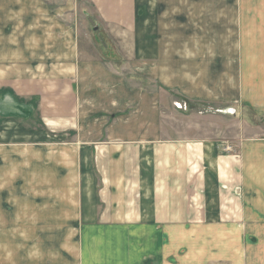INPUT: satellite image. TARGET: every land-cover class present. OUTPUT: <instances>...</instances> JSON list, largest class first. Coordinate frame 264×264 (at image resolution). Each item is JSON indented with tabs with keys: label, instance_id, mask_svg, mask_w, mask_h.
<instances>
[{
	"label": "crops",
	"instance_id": "crops-1",
	"mask_svg": "<svg viewBox=\"0 0 264 264\" xmlns=\"http://www.w3.org/2000/svg\"><path fill=\"white\" fill-rule=\"evenodd\" d=\"M49 1L0 19V264H264V0Z\"/></svg>",
	"mask_w": 264,
	"mask_h": 264
},
{
	"label": "rangeland",
	"instance_id": "rangeland-1",
	"mask_svg": "<svg viewBox=\"0 0 264 264\" xmlns=\"http://www.w3.org/2000/svg\"><path fill=\"white\" fill-rule=\"evenodd\" d=\"M13 1H16V0H0V19H2V16H3V14H4L5 11H8V10H11V12H18L19 11V10H16V11L14 10L15 6L12 5V2ZM18 1H20V0H18ZM21 1H24V0H21ZM51 1H53V0H50L49 2H51ZM7 22L8 23L9 22L12 23V20H8V19H5L4 18V24L7 23ZM12 27H13V25L11 24L7 28L8 29L7 32H6L7 35H12V32H11ZM89 27L90 28H88V29H89V33H90L91 36L94 33H97V31H95L93 29V27H91V26H89ZM119 60H121V58ZM121 76H122V79L123 80L120 79V75H119V81H125V80L129 81L130 78L132 77L131 74H127V75L126 74H123ZM133 81H134V88L136 90L137 89L144 90V87L140 85V82L141 81L146 82V81H148V79L147 78H143L141 75L137 74V75H134ZM139 90H137V91H139ZM165 97H168V95L165 94ZM171 97L177 98V94L175 95L174 93H172L171 94ZM188 106L189 105H187V102L186 101H177V102L174 103L175 110L182 111L183 113H186V110L188 109ZM230 115H232V113ZM189 124L190 123H185V125L187 127L190 126ZM87 125H89V124H87ZM20 155L21 154L18 155L19 156V162H16V163L21 164V165H18V166H19V169H20V177L23 180L22 181L20 180L21 184H19V185H16V186L10 185V187H7L6 194L7 193L10 194V192H14V190L16 188V191H18V190L21 191V193H22V196H21L22 199L29 198L31 193H33L35 195H44L45 192H46V189H47L45 185H42V184H38L37 186L30 185V177H33L35 175V170H33L31 168L32 165L29 162V159H25L24 158V156H26V155L25 154H22L21 156ZM12 157H13V155H12ZM33 166H34V164H33ZM38 166L39 165H37V167ZM6 167L8 168L10 166H6ZM38 168H40V170L37 169V171L40 172L41 171V167L39 166ZM42 171H44V170H42ZM54 188L59 189V183L58 184L55 183ZM38 198H40V196H38ZM22 238H24V237H22ZM8 239H9L10 242L11 241H14L13 240L14 239V235H12V234L9 235L8 236Z\"/></svg>",
	"mask_w": 264,
	"mask_h": 264
}]
</instances>
